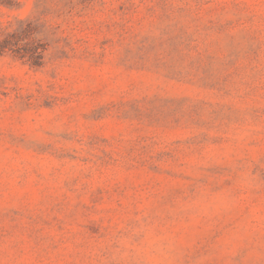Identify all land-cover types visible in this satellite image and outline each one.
Wrapping results in <instances>:
<instances>
[{"label": "rangeland", "instance_id": "obj_1", "mask_svg": "<svg viewBox=\"0 0 264 264\" xmlns=\"http://www.w3.org/2000/svg\"><path fill=\"white\" fill-rule=\"evenodd\" d=\"M0 264H264V0H0Z\"/></svg>", "mask_w": 264, "mask_h": 264}]
</instances>
